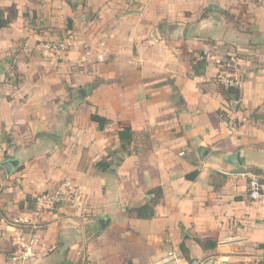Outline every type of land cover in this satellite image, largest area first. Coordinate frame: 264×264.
<instances>
[{"label": "crops", "instance_id": "0c3cea01", "mask_svg": "<svg viewBox=\"0 0 264 264\" xmlns=\"http://www.w3.org/2000/svg\"><path fill=\"white\" fill-rule=\"evenodd\" d=\"M0 9L9 20L0 29V264L17 231L38 236L27 264L264 257V203L240 175L255 169L264 180V0H0ZM69 39L60 53L40 47ZM230 52L243 70L237 102L216 80V60ZM91 114L109 122L100 129ZM122 126L131 151L101 171L96 162L119 155ZM8 159L18 161L10 173ZM64 182L87 204L37 214L34 197ZM155 188L153 217L128 212Z\"/></svg>", "mask_w": 264, "mask_h": 264}, {"label": "built area", "instance_id": "2783aa9c", "mask_svg": "<svg viewBox=\"0 0 264 264\" xmlns=\"http://www.w3.org/2000/svg\"><path fill=\"white\" fill-rule=\"evenodd\" d=\"M71 40L66 41H43L40 47L51 52L60 53L71 46ZM218 71L216 80L225 88H240L243 81V70L239 65V58L235 52L225 54L216 60ZM246 119L243 117L241 121ZM230 129L235 130L237 122L234 119L224 118ZM240 175L247 178L248 192L251 200L255 203H264V180L261 174L247 171ZM36 213L40 214L44 210H51L57 204H67L72 208H79L87 204V197L77 186L69 182L60 184L57 188L38 193L35 197ZM38 242L37 234L33 232L17 231L12 235L13 250L7 264H27L35 253ZM176 258L173 252L168 253L166 260ZM195 264V263H193Z\"/></svg>", "mask_w": 264, "mask_h": 264}, {"label": "trees", "instance_id": "16d2710c", "mask_svg": "<svg viewBox=\"0 0 264 264\" xmlns=\"http://www.w3.org/2000/svg\"><path fill=\"white\" fill-rule=\"evenodd\" d=\"M9 23V20L4 17L2 10L0 9V29L7 26ZM223 95L226 99L232 100L233 102H237L240 99V89L238 88H223ZM91 120L98 123L99 128L103 129V127L109 122L106 118L99 116L98 114H91L90 116ZM118 139H119V147L118 150L115 152H118L119 155H114V160H107L109 158V155L106 158H103L95 163V166L100 169L101 171H104L110 166L116 167L118 164H120L123 161V158L125 155H127L130 150V144L133 141V132L130 128V126H122L117 131ZM252 172L260 174L259 170H252ZM195 172H192L190 174H187V178H193ZM151 193H155V198L153 200L146 202L142 205H137L134 208L129 209L128 212L134 213L136 217L139 218H151L154 216V206L159 201L161 197V189L155 188ZM196 241L205 249L207 247L214 248L216 246V241L212 240L211 238H204L199 239L196 238ZM180 249L182 251L185 250L184 243H180ZM257 264H264V257L257 263Z\"/></svg>", "mask_w": 264, "mask_h": 264}, {"label": "water", "instance_id": "95a60500", "mask_svg": "<svg viewBox=\"0 0 264 264\" xmlns=\"http://www.w3.org/2000/svg\"><path fill=\"white\" fill-rule=\"evenodd\" d=\"M79 92L82 94V96L85 95V92L83 89H80ZM228 163L230 164H236V156L235 154H231L228 158ZM17 160L16 159H8L6 161H4L2 163V166L6 169V171L8 173H10V171L12 170V168L15 166V164H17ZM99 223L102 227H104V224L106 225L108 223V219L107 218H100L99 219Z\"/></svg>", "mask_w": 264, "mask_h": 264}]
</instances>
